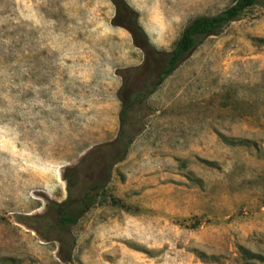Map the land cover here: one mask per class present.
<instances>
[{"label":"rangeland","instance_id":"rangeland-1","mask_svg":"<svg viewBox=\"0 0 264 264\" xmlns=\"http://www.w3.org/2000/svg\"><path fill=\"white\" fill-rule=\"evenodd\" d=\"M126 1L147 42L111 0H0V264H264V0L149 96L69 256L49 224L64 169L116 136L119 70L234 0Z\"/></svg>","mask_w":264,"mask_h":264},{"label":"trees","instance_id":"trees-1","mask_svg":"<svg viewBox=\"0 0 264 264\" xmlns=\"http://www.w3.org/2000/svg\"><path fill=\"white\" fill-rule=\"evenodd\" d=\"M111 1L115 5L113 24L130 28L134 40L140 37L147 42L146 34L138 23V12L126 0ZM260 1L234 0L214 14L197 15L183 27L170 50L148 45L141 64L119 70L122 82L117 95L121 106L116 136L91 147L75 165L64 169L66 196L59 202L50 203L55 218L49 224L68 256L74 246L71 226L98 203L110 181L113 166L126 157L131 143L144 130V120L150 114L149 96L207 37L220 34L230 22L239 19Z\"/></svg>","mask_w":264,"mask_h":264},{"label":"crops","instance_id":"crops-1","mask_svg":"<svg viewBox=\"0 0 264 264\" xmlns=\"http://www.w3.org/2000/svg\"><path fill=\"white\" fill-rule=\"evenodd\" d=\"M263 225H264V221H263V223H262Z\"/></svg>","mask_w":264,"mask_h":264}]
</instances>
